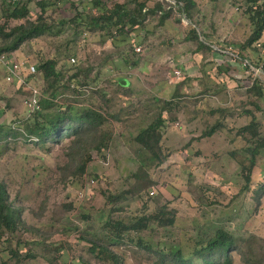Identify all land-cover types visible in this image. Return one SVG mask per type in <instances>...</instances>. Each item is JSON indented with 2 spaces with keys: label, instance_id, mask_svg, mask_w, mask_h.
<instances>
[{
  "label": "rangeland",
  "instance_id": "rangeland-1",
  "mask_svg": "<svg viewBox=\"0 0 264 264\" xmlns=\"http://www.w3.org/2000/svg\"><path fill=\"white\" fill-rule=\"evenodd\" d=\"M36 1L28 4L32 11L36 10ZM51 1L53 5L45 16L52 21L72 18L77 10L73 3L79 10L88 3ZM157 1L174 3H147ZM196 2L192 25L185 18L176 22V13L160 28L155 26L156 16L148 17L129 43L119 45L112 65L108 62L100 66L114 46L104 40V33L83 31L70 24L54 28L51 34L27 41L13 51L19 60L35 66L39 59L54 57L59 66L65 64L68 68L74 63L86 69L91 89L111 95L108 109L119 112L122 121L112 119L103 127L112 133L109 146L100 152L91 151L92 160L81 176L74 172L78 157L66 153L68 138L50 151L20 141L8 149L0 146V180L7 185L16 206L21 207L23 221L16 232H6L2 237L0 264L14 263L12 250L20 252L18 264H110L109 259L86 251L87 243L79 240L82 230L88 228L91 234L101 235L107 216L133 218L161 205L174 212L176 222L168 227L150 225L141 233L146 242L165 249L180 246L190 252L196 241L224 227L238 241L243 240L244 252L256 261L250 264H264V191L258 200L254 197L255 190L264 185V150L252 169L249 189L243 190L240 162L248 158V144L246 137L237 134L249 121L240 114L243 108L256 111L251 103L255 97L248 92L252 83L260 84L264 92V47L256 44L258 52L250 49L244 51V59L237 58L240 50L236 44L244 42L251 29L244 14L245 0ZM3 12L0 6V24L6 20ZM19 22L11 20L8 27ZM190 26L204 32L211 50H197L196 43L184 39ZM200 38L204 40L202 35ZM73 52L77 56L71 55L74 62L71 57L69 62L65 55ZM125 54L129 62L141 57L142 63L127 65L122 57ZM115 79L128 80L129 95L115 92L119 89ZM27 80L43 96L42 74L36 72ZM4 90L7 93H0L2 120L9 123L25 118L28 87L10 84ZM174 91L177 96L173 109L163 112L166 123L161 145L167 157L162 164L152 163L147 169L153 185L138 199L126 193L129 198L124 211L109 212L112 205H106L104 194L125 192L134 183L131 174L138 166V146L132 137L156 114L154 102L158 100L161 106V100L170 98ZM61 92L58 103L72 100L76 107L87 105L85 99L74 98L70 89L62 88ZM99 100L96 93H91V102ZM260 105L263 110L256 111V115L264 125V102ZM56 109L52 106L43 113ZM222 109L225 114L220 112ZM218 121L222 124L218 131L211 136L201 135ZM81 214L88 218L82 219ZM114 249L122 257V264H155L145 252H134L124 245ZM234 256L233 264H247L238 254Z\"/></svg>",
  "mask_w": 264,
  "mask_h": 264
},
{
  "label": "trees",
  "instance_id": "trees-1",
  "mask_svg": "<svg viewBox=\"0 0 264 264\" xmlns=\"http://www.w3.org/2000/svg\"><path fill=\"white\" fill-rule=\"evenodd\" d=\"M29 2L30 0H20L6 6L1 0L0 6L4 8L2 15L6 20L0 24V54L13 53L25 42L51 34L54 28L70 24L73 28H80L83 31L104 33V40H110L114 46L113 51L108 52L106 57L100 61V66L108 64V62L112 65L115 54L119 52V45L129 43L132 34L144 27L148 17L156 16L157 24L155 26L160 28L174 16V13L179 15L176 22H181V19L185 18L192 25L194 24V14L197 13L195 10L196 0H174V3L157 1L152 5H148L147 0H88L87 5H84L81 10L73 3L77 10L72 18L52 21L48 20L45 15L47 9L52 7L53 1L37 0L35 2L36 10L33 11L28 5ZM245 3L244 14L251 29L244 42L236 44L240 50L237 58L241 59H244V51L251 49L258 52L259 49L256 48V44L264 47V40L260 42L264 38V0H245ZM11 20L20 22L8 27ZM201 35L204 40L200 38ZM184 39L196 43L197 50H211L207 36L202 31L198 32L195 27H188ZM71 55L77 56L74 52L66 54L65 57L68 58V61ZM122 57L129 66L136 67L140 62L142 63L141 57L132 62H129L126 54ZM2 68L6 74L5 67L2 66ZM35 68L36 72L42 74L44 80L43 96L40 97L39 95V110L26 115L25 118L15 119L9 123L4 122L0 115V146L8 149L10 144L16 145L20 141L50 151L53 145L68 138L70 143L66 146L69 149L66 153L67 155L75 154L78 157L74 172L75 175L81 176L92 160L91 151L100 152L109 146L112 133L105 131L103 127L107 126L112 119L121 122L120 114L119 112L112 113L108 109L111 95L91 89L86 69L74 63H71L68 68L65 64L59 66L58 59L54 57L39 59ZM64 73H67L66 77H63ZM35 75L36 73L28 75L27 79L33 78ZM27 79L24 85H14L17 88L25 85L28 87ZM115 81L119 87L115 92H121L118 95L127 96L130 94L127 79L121 81L115 79ZM62 88L70 89L74 98L81 99V101L85 99L87 105L76 107L77 105L72 100H69L71 102L58 103ZM248 92H252L255 97V101L251 102L254 110L261 112L263 108L260 102H264L262 86L254 81ZM91 93H96L100 100L96 103L91 102ZM29 94H31V90L28 88L26 98ZM175 96H177V92L174 91L170 98H163L161 106L157 104L158 100L154 102L156 114L132 137V141L138 146L136 151L138 166L135 172L131 174L134 183L125 192L104 194L106 205H112L109 212L120 213L124 211L123 206L128 201L129 196L138 199L153 185V180L149 177L147 169L152 163L155 166L162 164L167 157L163 153L161 145L164 134L162 128L166 123L163 112L173 109L176 103H174ZM52 106H57L58 109L54 110L53 113H43V110H48ZM256 111L243 108L240 114L249 117V121L237 130L238 135L243 138L246 137L248 144L245 148L248 158L245 157V161L243 159L240 162L244 179L243 190L249 189L252 169L257 157L262 155L264 150V125L256 115ZM220 112L225 114L224 109ZM221 127L222 124L218 121L206 128L201 135L204 137L211 136ZM93 177L99 178L96 174H93ZM263 191L264 185L255 190L254 197L256 200ZM167 207V205H161L151 211L145 209L143 213L133 218L118 214L117 217L107 216L103 223L101 235L91 234V230L85 228L82 230L79 240L87 243L85 249L88 253L96 254L97 258L109 259L110 264H122V257L114 249V246L120 245L130 248L134 252L147 253L149 258L153 257L155 264H233L236 254L241 257L244 263L256 262L253 257L248 255L249 252H244L243 240L238 241L224 227H217L208 238L196 241L190 252H184L180 246H171L165 249L159 244L153 246L146 242L141 233L150 228V225L168 227L175 224L176 216ZM21 216V207L16 206L15 199L11 198L7 185L0 180V241L6 232L14 233L20 226H23ZM81 218L86 220L88 215L81 214ZM24 229L30 230L28 227H24ZM74 229L78 230V227ZM11 254L15 259L13 264H18L19 250H12ZM27 255L31 256L30 254Z\"/></svg>",
  "mask_w": 264,
  "mask_h": 264
},
{
  "label": "built area",
  "instance_id": "built-area-1",
  "mask_svg": "<svg viewBox=\"0 0 264 264\" xmlns=\"http://www.w3.org/2000/svg\"><path fill=\"white\" fill-rule=\"evenodd\" d=\"M4 4L12 5L20 0H3ZM1 2V0H0ZM74 62V58H71ZM0 65L6 69L5 79L9 83L24 85L28 75L36 73V68L33 64H27L24 61L19 60L13 53L0 54ZM31 90V94L24 100V106L26 107L27 115L39 110V91L36 88L28 85Z\"/></svg>",
  "mask_w": 264,
  "mask_h": 264
},
{
  "label": "crops",
  "instance_id": "crops-1",
  "mask_svg": "<svg viewBox=\"0 0 264 264\" xmlns=\"http://www.w3.org/2000/svg\"><path fill=\"white\" fill-rule=\"evenodd\" d=\"M0 68L2 69V65H0ZM3 70V69H2ZM4 71V70H3ZM10 84H12V83H9V82H7L6 81V79H5V74H4V76H2V78L0 77V93H3V92H5V90H4V87L5 86H9ZM7 89V88H6ZM5 93H7V92H5ZM4 94V93H3Z\"/></svg>",
  "mask_w": 264,
  "mask_h": 264
}]
</instances>
